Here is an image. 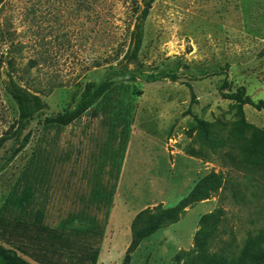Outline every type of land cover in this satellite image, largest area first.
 Instances as JSON below:
<instances>
[{"label":"rangeland","instance_id":"rangeland-1","mask_svg":"<svg viewBox=\"0 0 264 264\" xmlns=\"http://www.w3.org/2000/svg\"><path fill=\"white\" fill-rule=\"evenodd\" d=\"M136 10L134 0L0 5V137L17 120L7 55L49 105L0 172V245L28 264H123L145 210L142 228L172 218L130 264H229L264 247V110L221 94L230 73L229 93L264 101V0H155L129 72ZM107 81L81 118L46 122L74 109L86 83Z\"/></svg>","mask_w":264,"mask_h":264},{"label":"trees","instance_id":"trees-1","mask_svg":"<svg viewBox=\"0 0 264 264\" xmlns=\"http://www.w3.org/2000/svg\"><path fill=\"white\" fill-rule=\"evenodd\" d=\"M7 0H0V5L5 4ZM136 5V23L130 36V44L127 51L124 53L122 61L127 62V70L135 72L136 65H140L139 53L142 48L145 23L149 16L150 10L155 0H134ZM8 53V52H6ZM5 79L3 86L7 95L12 99L17 108V120L9 131L0 137V149L6 142L16 139L19 140L17 146L9 153L0 165V172L5 170L15 158L28 146L31 141V132L23 135V132L32 120L38 115L44 113L49 108V105L43 100L39 91L32 89L30 81L26 79L29 75V70L25 69L23 75L18 77L12 58L6 57L5 62ZM134 69H131V66ZM230 73H226L225 84L226 88L221 89V94L225 99L236 101L240 104L251 106H259L264 110V101L255 102L253 99L245 94L243 88H239L236 93H229L228 86L232 82ZM112 82L107 81L97 85L95 82L86 83L81 97L76 107L63 113H58L46 119L49 125L68 126L77 119L81 118L93 105L103 99L107 92L111 89ZM33 196V188L27 186L23 191V196L18 200V205L23 206ZM148 210L139 213L132 223V242L126 252L123 264H130L132 254L140 246L142 239L149 233V231L160 228L167 221L172 218L170 211L161 212L155 219L154 225H149L142 228L144 221L147 218ZM150 226V227H149ZM264 236V235H263ZM259 243L264 244V238L259 236ZM229 264H264V247L259 248L258 251L251 254L249 258L242 259L235 262H228ZM0 264H28L24 259L19 257L15 252L4 249L0 245Z\"/></svg>","mask_w":264,"mask_h":264}]
</instances>
